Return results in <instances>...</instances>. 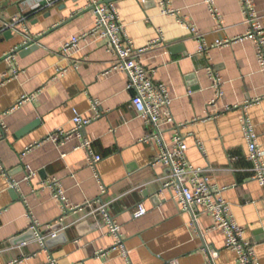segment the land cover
<instances>
[{
	"label": "crops",
	"instance_id": "1",
	"mask_svg": "<svg viewBox=\"0 0 264 264\" xmlns=\"http://www.w3.org/2000/svg\"><path fill=\"white\" fill-rule=\"evenodd\" d=\"M112 1L137 49L161 33V44L145 52L142 62L171 94L174 125L189 146L187 160L224 189L234 220L264 264V189L251 177L241 123L247 112L264 151V74L253 41L215 47L249 31L240 0H214L221 22L207 0H171L177 16L163 15L155 0ZM253 1L264 25V0ZM86 7V0H0V264H50L51 257L58 264H236L224 233L212 229L213 218L201 214L195 224L193 214L162 189L168 168L154 165L159 147L142 142L150 128L131 105L129 77L113 69L108 43L91 36L72 62L61 57L65 41L93 27L94 12ZM188 25L204 35L208 52H199ZM73 62L77 68L57 74ZM12 63L18 74L10 77ZM208 67L223 80L224 97L214 108H208L216 96ZM226 106L233 109L224 111ZM76 112L92 120L81 136L102 156L95 169L87 152L77 149L80 137L60 145L50 140L59 129H73ZM172 130L168 126L165 133L170 146ZM28 169L36 174L25 180ZM52 182L79 210L63 215ZM96 200L120 226L128 260L113 250L116 238L100 203L88 205ZM141 203L147 215L136 219ZM62 218L58 236L42 247L33 220L45 234Z\"/></svg>",
	"mask_w": 264,
	"mask_h": 264
},
{
	"label": "built area",
	"instance_id": "2",
	"mask_svg": "<svg viewBox=\"0 0 264 264\" xmlns=\"http://www.w3.org/2000/svg\"><path fill=\"white\" fill-rule=\"evenodd\" d=\"M87 9H91L95 15V21L90 31L80 35H74L63 43L60 55L65 61H71L74 53L79 50L81 42L88 37L95 36L98 39L105 40L108 43V50L115 57L113 69L119 70L129 77L128 90L133 94L131 105L138 112L144 123L150 128V132L142 140L143 143L154 142L160 149V152L154 157V165L162 164L168 168V173L162 178L161 184L163 190L171 192L175 201L182 211H189L193 214V221L197 224V220L201 214H208L213 218V230H221L225 236V247L237 254L236 264H261L259 262L256 247L245 238V231L234 220V216L230 210V205L222 195L224 189L219 188L211 183L210 179L205 175L206 170L196 168L187 160V151L189 146L186 142L185 135L181 132V127L174 124L171 110L172 98L165 84L158 83L155 80V71L147 68L141 57L149 49L158 46L162 42V36L153 40L151 44L144 49H137L134 43L128 37L125 25L121 22L119 12L112 0H86ZM141 5H146L148 0H139ZM156 4L161 7V12L166 16H177L179 14L171 6V0H155ZM207 5L211 14L221 22L220 12L215 5L214 0H207ZM242 4L243 14L249 31L245 36L237 37L230 40H220L215 47H229L235 43L251 40L256 46V55L260 72L264 74V25L260 21L256 4L253 0H240ZM184 22V21H183ZM182 22V23H183ZM192 37L199 41V52L206 53L209 47L206 45L204 35L190 27ZM72 62V61H71ZM78 64L73 62L67 67H58L57 74H64L69 69L77 68ZM18 70L12 63L10 77L17 76ZM207 74L212 81L213 88L216 91L215 98L208 103V108H214L219 99L224 97L222 91L223 80L221 76L211 68H207ZM260 99H264L260 98ZM257 99L255 101H260ZM233 107L226 106L224 111H231ZM92 120L83 117L76 112L73 119V129L67 131L59 129L50 136V140L57 145L63 144L72 136H78L81 139L77 149H82L88 154V164L92 168H96L102 156L94 154L91 141L81 136L82 130L89 125ZM243 133L248 143V160L251 166V177L257 181L264 189V151L262 150L255 126L252 123L250 115L245 112L242 118ZM168 126L172 127V136L170 145L165 140V133ZM4 126L0 123V129L4 130ZM201 149L203 144L199 143ZM76 149V150H77ZM63 157L65 154L62 155ZM36 172L28 169L25 180H30ZM99 177L98 175H96ZM99 179V178H98ZM54 191V198L62 204L63 215H67L71 211L79 210L68 203L65 191L59 182H52L48 185ZM103 193L105 188L103 186ZM100 203V204H99ZM99 204L98 211L104 217L109 225V233L116 238L113 250L121 251L124 258L128 260L129 253L124 245V237L120 232V226L112 221L108 214L107 206L102 204L100 200L88 202L89 206ZM147 209L144 203L137 206L133 215L136 219L144 217ZM57 225L49 226V231L43 234L37 221L33 220L31 230L36 236L37 241L45 248L48 239L58 236L57 227H62V220ZM50 264H58L54 258H50Z\"/></svg>",
	"mask_w": 264,
	"mask_h": 264
},
{
	"label": "water",
	"instance_id": "3",
	"mask_svg": "<svg viewBox=\"0 0 264 264\" xmlns=\"http://www.w3.org/2000/svg\"><path fill=\"white\" fill-rule=\"evenodd\" d=\"M37 43V40H34L32 43L30 44H25L22 49H21V52L24 51V50H29L32 46H34L33 44Z\"/></svg>",
	"mask_w": 264,
	"mask_h": 264
}]
</instances>
